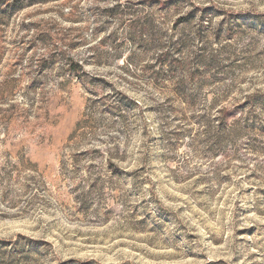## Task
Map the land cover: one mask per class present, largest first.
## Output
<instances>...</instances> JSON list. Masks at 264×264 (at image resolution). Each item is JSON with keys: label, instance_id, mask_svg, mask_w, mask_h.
Masks as SVG:
<instances>
[{"label": "rangeland", "instance_id": "rangeland-1", "mask_svg": "<svg viewBox=\"0 0 264 264\" xmlns=\"http://www.w3.org/2000/svg\"><path fill=\"white\" fill-rule=\"evenodd\" d=\"M0 264H264V0H0Z\"/></svg>", "mask_w": 264, "mask_h": 264}, {"label": "trees", "instance_id": "trees-1", "mask_svg": "<svg viewBox=\"0 0 264 264\" xmlns=\"http://www.w3.org/2000/svg\"><path fill=\"white\" fill-rule=\"evenodd\" d=\"M186 21H187V19H182L179 22H186ZM219 121H220L221 124H225L224 123V121H225L224 117L223 118H220Z\"/></svg>", "mask_w": 264, "mask_h": 264}]
</instances>
